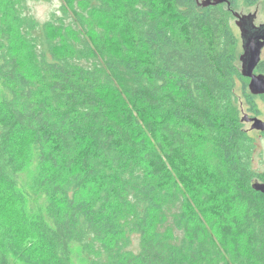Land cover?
<instances>
[{
	"label": "trees",
	"instance_id": "trees-1",
	"mask_svg": "<svg viewBox=\"0 0 264 264\" xmlns=\"http://www.w3.org/2000/svg\"><path fill=\"white\" fill-rule=\"evenodd\" d=\"M227 2L0 0V185L42 246L0 217V264H264Z\"/></svg>",
	"mask_w": 264,
	"mask_h": 264
},
{
	"label": "rangeland",
	"instance_id": "rangeland-1",
	"mask_svg": "<svg viewBox=\"0 0 264 264\" xmlns=\"http://www.w3.org/2000/svg\"><path fill=\"white\" fill-rule=\"evenodd\" d=\"M63 0H47V1H38V0H28V9L29 13L37 20H39L42 23H45L47 20L51 18V15L53 13H57L59 11L61 2ZM260 4H264V0L260 1ZM235 7V12L241 13V14H250L253 13L256 9L259 10L258 12V18H257V24L264 23V7H246V3L243 0H237ZM24 10H20L22 13ZM236 18L231 19V25L236 30V33L240 39V32L235 24ZM6 23L4 24V27L2 29V32L5 28ZM240 52L243 53L242 49V43L240 40ZM264 55V54H263ZM242 68V67H241ZM243 83L247 89L245 90V95H251L254 96L253 101L256 104V109L259 110L258 117L264 121V96L258 97L256 95H253L249 90V83L248 79H244ZM242 83L239 82V85L237 86V92L242 97ZM253 104V103H250ZM251 106V105H250ZM249 106V107H250ZM251 109V107H250ZM243 113L241 114L242 118L244 116V112L247 114H250L248 110V106H245L243 109ZM253 113V112H252ZM254 114V113H253ZM255 115V114H254ZM257 116V115H255ZM245 127L247 130H250L251 124L246 123ZM252 134L254 138L256 139L257 149L255 154L253 155V167L256 171L264 172V132L260 131H252ZM17 144L19 146V150L24 151V147L26 144V138L21 137L18 139ZM0 217L5 218L9 224L14 228V230L17 233L18 238L22 242V244L30 249L32 252L39 253L41 252L42 246L40 241L31 234L27 229H25L21 223L20 220V214L18 212V209L16 205L12 202L10 199L9 194L7 191L0 185Z\"/></svg>",
	"mask_w": 264,
	"mask_h": 264
},
{
	"label": "water",
	"instance_id": "water-1",
	"mask_svg": "<svg viewBox=\"0 0 264 264\" xmlns=\"http://www.w3.org/2000/svg\"><path fill=\"white\" fill-rule=\"evenodd\" d=\"M227 0H203L204 6L219 5ZM236 25L240 30L243 53L240 56L242 75L251 78L249 90L253 95H264V76H257L254 71L261 60L264 48V24L256 25L257 13L241 14L234 12ZM242 122L251 124L250 130L264 132V121L259 117H250L244 113ZM253 188L264 194V183L255 182Z\"/></svg>",
	"mask_w": 264,
	"mask_h": 264
},
{
	"label": "flooded vegetation",
	"instance_id": "flooded-vegetation-1",
	"mask_svg": "<svg viewBox=\"0 0 264 264\" xmlns=\"http://www.w3.org/2000/svg\"><path fill=\"white\" fill-rule=\"evenodd\" d=\"M258 12H259V10L258 9H256L253 13H257V18H258ZM236 18V17H235ZM237 19V18H236ZM256 21H257V19H256ZM255 21V24L258 26V25H261V24H264V23H259V24H257V22ZM235 24H236V20H235ZM237 26V25H236ZM237 28H238V26H237ZM238 30H239V28H238ZM239 32H240V30H239ZM240 40H241V37H240ZM241 43H242V40H241ZM264 48L262 49V52H261V60H260V62H259V64L257 65V67H256V69H255V71H254V74L255 75H257V76H260V75H262V76H264ZM241 62V61H240ZM244 78H246V79H248V83L250 84V82H251V78H247V77H244ZM256 96H258V97H263L264 95H256ZM245 113V112H244ZM247 114V113H246ZM250 117H258V116H255L252 112H250V114H248Z\"/></svg>",
	"mask_w": 264,
	"mask_h": 264
}]
</instances>
